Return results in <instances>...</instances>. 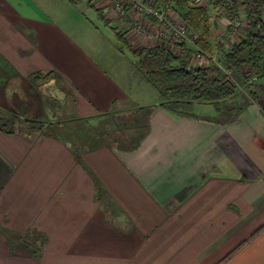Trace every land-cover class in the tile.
Masks as SVG:
<instances>
[{"label": "crops", "instance_id": "obj_1", "mask_svg": "<svg viewBox=\"0 0 264 264\" xmlns=\"http://www.w3.org/2000/svg\"><path fill=\"white\" fill-rule=\"evenodd\" d=\"M135 80L35 1L0 0V109L58 121L0 131V264H264V96L182 114Z\"/></svg>", "mask_w": 264, "mask_h": 264}, {"label": "trees", "instance_id": "obj_2", "mask_svg": "<svg viewBox=\"0 0 264 264\" xmlns=\"http://www.w3.org/2000/svg\"><path fill=\"white\" fill-rule=\"evenodd\" d=\"M68 1L78 5L84 0ZM145 2L154 12L165 10L167 18L173 23L178 22L176 16L179 17L193 32L194 43L207 50L215 48L221 60V65L212 62L208 65H191L186 58V44H183L184 51L182 49L181 54L172 51L166 41L135 46L130 38L135 28L132 18H128L129 25L124 29L114 26L112 20L105 18V9L96 7L93 0H88V9H94L104 26L114 33L121 52L125 54L126 51L131 56L140 76L158 90L164 101L162 105L187 114V109L193 104H218L235 97L241 89L253 99L264 96V86H258L255 82L264 76V0H206L200 5H195L191 0ZM169 2L173 5L166 9ZM238 17L248 20L249 29L226 48V42L218 41V22ZM149 19L155 27H163V23L153 16L150 15ZM230 27L227 29L231 30ZM38 76L42 77L35 75L34 79H39ZM1 110L0 131L9 135L18 133L31 138L36 134H45V130L49 131L50 128H45L47 122H55L21 120L13 113H3Z\"/></svg>", "mask_w": 264, "mask_h": 264}, {"label": "rangeland", "instance_id": "obj_3", "mask_svg": "<svg viewBox=\"0 0 264 264\" xmlns=\"http://www.w3.org/2000/svg\"><path fill=\"white\" fill-rule=\"evenodd\" d=\"M33 1H35L37 5H39L44 10V12L48 14L52 19H54L57 23L63 25L66 28V30L71 33L73 38H75L88 52L93 54V56H95L97 60H99V62H102V64L109 71V73H111L121 84L126 85L129 79H131L132 83L135 81H139V80H135V79H140V74L134 69L133 59L131 58V56H129V54H127L126 51L125 54L121 53L120 43L115 38L114 33H112V31L109 30L108 28L104 27L103 22L97 17V13L94 9L87 8L88 0L79 2L77 6L71 5L70 3L67 2V0H33ZM133 1L136 0H110V1L108 0V2H106L105 0H96L95 3L99 4L98 6L102 8H108L104 12L105 18L110 20L113 18L112 21L118 23L122 29L125 28L126 24L129 25L128 23L129 21L128 19H123L122 17H120L118 13L119 9H116V7L117 5H123L124 7L122 6L121 7L124 10L127 7L130 9L128 11H130V14L133 17L132 18L133 23L135 24V21L138 22L137 26L135 25V27H137L138 30L136 31L135 29L133 33L130 34V38L133 39V44L135 46L142 47L145 45L147 46L155 45L156 43L166 41L169 45L168 47L172 51H174L175 53H180L184 47L183 44H186L188 47L186 48V52H185L187 56L186 57L187 61L190 60L191 55L194 54L195 52L204 51L211 58L208 60L197 61L195 65L197 64L208 65L211 62L221 65L220 57L216 52L215 48L213 50H207L200 46H197L194 43L195 36L192 37L193 32L190 30V28L188 31L190 37L188 38L187 42L185 43L181 42L180 40H178V38L175 35L169 36V39L171 40L170 41L168 37L166 38L165 36H163V31L166 32L167 27L165 28L162 26L155 27L156 25L154 26L152 24V21H150L149 16L151 15V17L152 16L154 17V15L151 14L150 8L141 0H139L137 2L142 4L144 8L141 9L140 11L138 9L137 10L133 9L132 11V7L134 4ZM176 18L178 19V22L181 21L179 17L176 16ZM157 19L159 20L160 23L163 22L160 21L159 18ZM237 19L240 22L243 21V26H240L238 30L236 29V31H234L233 34L231 33L232 32L231 30H229V33H227V31L225 30H227L226 27L231 26L234 20L223 19L221 23L218 22L219 30L216 32L218 40L221 37H224L229 34V36H227L226 38L224 37V41L227 43L228 46H230L231 43H233V41L239 40V35H243L249 29V22L246 18L238 17L236 18V20ZM92 23L95 24V26H97L101 31L94 30L93 29L94 27L91 25ZM115 25L117 26V24ZM194 57L195 59H197L196 56ZM199 59L200 58H198L197 60ZM191 62H193V58H191ZM57 78L59 77H56L55 82L60 83L61 82L60 78L59 79ZM261 82H264V79L261 80ZM54 85L55 84H53L52 87ZM145 85H148L149 88L147 89L139 88V87L135 88L133 94L135 95L139 94L141 96V98L137 97L135 100H137L140 104H144L143 103L144 99H142V97H144L147 104L153 105L154 102H157L159 92L155 88H152L150 84H145ZM149 89H152L153 92L150 93L151 90ZM134 104L130 105L131 108H133V106L135 107L137 106L136 104L135 105ZM194 106L192 109H187V111L188 112L192 111V113H197L203 110V108H198L197 106L196 107ZM209 107L208 108L211 109L213 105L211 104ZM60 116L59 117L62 118V120H64L63 118H69L65 114H61V113ZM23 118L25 119L26 117ZM50 118L53 119L54 116H51ZM67 123H68V126L66 127L67 131L68 133L71 134L72 129L75 128L74 126L76 125V122L73 120H69L67 121ZM54 129L57 130L58 128L54 127ZM78 131L80 134L85 133L84 127H80ZM70 134H68L69 137Z\"/></svg>", "mask_w": 264, "mask_h": 264}, {"label": "built area", "instance_id": "obj_4", "mask_svg": "<svg viewBox=\"0 0 264 264\" xmlns=\"http://www.w3.org/2000/svg\"><path fill=\"white\" fill-rule=\"evenodd\" d=\"M137 1H139V0L133 1L134 4H133V7H132V11H133V9L134 10L138 9L140 11L141 9L144 8V6H142V4L138 3ZM141 1L143 3H145L150 8V5L147 4L145 2V0H141ZM191 1L195 5H200V4H203L206 0H191ZM172 5L173 4L171 2H169L167 7H166V9L171 8ZM121 6L124 7L123 5H117V7H116V9H119L118 13H119L120 17H122L123 19L133 18L132 15L130 14V11H128L130 9L127 7L128 9L125 8V10H124ZM150 10H151V14H153L156 19L159 18L160 21H163L162 22L163 25H164L163 27L164 28L167 27L166 32L163 31V36H165L166 38L168 37V39H169V36L175 35L178 38V40H180L181 42L185 43V42L188 41V38L190 37V35H189V32H188L189 31V27H188V25L186 23H184L182 21L173 23L170 19L167 18L166 14L164 13L165 10L163 12H154L151 8H150ZM137 23L138 22L135 21L134 27H135V25L137 26ZM127 26L128 25L126 24L125 27H127ZM240 26H243V21L240 22L238 19L237 20L235 19L234 22L231 24V31H232L231 33L233 34V32L236 31V29L238 30L240 28ZM135 29H136V31L138 30L137 27H135L134 30ZM222 43H225V42L222 41ZM225 47L228 48V45L226 43H225ZM194 56H196L197 59L198 58H200V59L197 60V59H195ZM191 58H193V62H191ZM191 58H190V60H188V63H190L191 65H195V63L197 61L208 60L211 57L209 55H207V53L204 52V51H197V52H195L194 54L191 55ZM197 65H199V64H197Z\"/></svg>", "mask_w": 264, "mask_h": 264}]
</instances>
